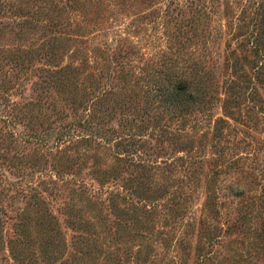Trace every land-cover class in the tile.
I'll use <instances>...</instances> for the list:
<instances>
[{"label":"rangeland","instance_id":"rangeland-1","mask_svg":"<svg viewBox=\"0 0 264 264\" xmlns=\"http://www.w3.org/2000/svg\"><path fill=\"white\" fill-rule=\"evenodd\" d=\"M0 264H264V0H0Z\"/></svg>","mask_w":264,"mask_h":264}]
</instances>
